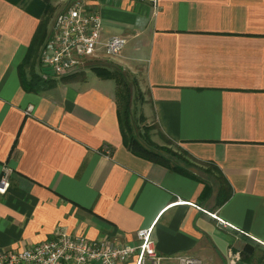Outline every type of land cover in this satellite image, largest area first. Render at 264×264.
Returning a JSON list of instances; mask_svg holds the SVG:
<instances>
[{"label":"crops","instance_id":"1","mask_svg":"<svg viewBox=\"0 0 264 264\" xmlns=\"http://www.w3.org/2000/svg\"><path fill=\"white\" fill-rule=\"evenodd\" d=\"M72 1L0 0V249L59 226L131 242L152 225L160 264H264V0H84L103 38L126 37L117 64L88 59L24 90L18 65L35 32L42 72L40 49ZM114 69L132 83L131 105L140 92L143 114L196 166L177 161L182 173L127 148L116 82L102 72Z\"/></svg>","mask_w":264,"mask_h":264},{"label":"built area","instance_id":"2","mask_svg":"<svg viewBox=\"0 0 264 264\" xmlns=\"http://www.w3.org/2000/svg\"><path fill=\"white\" fill-rule=\"evenodd\" d=\"M156 8L158 0H150ZM99 13L87 9L84 0H74L58 11L52 29L39 53L43 78L62 76L81 69L88 59L116 57L127 39L121 35L102 37ZM109 154V150L105 149ZM9 186L7 171L0 177V193ZM153 226L136 230L134 240L89 239L57 227L48 239L22 249H0V264H160ZM182 264H199L200 260L180 256Z\"/></svg>","mask_w":264,"mask_h":264},{"label":"trees","instance_id":"3","mask_svg":"<svg viewBox=\"0 0 264 264\" xmlns=\"http://www.w3.org/2000/svg\"><path fill=\"white\" fill-rule=\"evenodd\" d=\"M11 2H18L24 0H9ZM37 1V0H35ZM49 9L46 8V10ZM45 10V13H46ZM40 28L35 32L32 42L28 48L27 54L25 55L23 61L18 65V74L21 81V86L26 91L31 92H40L45 89L50 84V78H43L41 72L35 70L32 58L34 46L37 40L41 39L39 35ZM32 59V60H31ZM101 72V71H100ZM104 74L111 76L115 79L116 82V102H117V113L119 120V127L122 135L123 143L127 146L129 150L133 153L142 156L150 161L159 162L167 167L174 169L176 171L186 173L185 169L177 164V159L187 162L185 157L178 155L175 152L170 151L164 147H156L149 140L147 131L138 130L136 126L133 125L131 118V84L126 78L125 75L120 72L118 69L110 71H102ZM135 82V81H134ZM142 94L138 92L137 97L142 98ZM183 153L186 154L189 158H192L188 151L185 149ZM206 187V186H205ZM209 187H206L203 194L206 195ZM252 252V247L247 243L241 254L248 256Z\"/></svg>","mask_w":264,"mask_h":264},{"label":"rangeland","instance_id":"4","mask_svg":"<svg viewBox=\"0 0 264 264\" xmlns=\"http://www.w3.org/2000/svg\"><path fill=\"white\" fill-rule=\"evenodd\" d=\"M100 61H95V64H103V67H109L111 64H117L115 60H112L111 58ZM128 77L130 78L132 77V75L130 74L128 75ZM136 96L137 93L134 92L133 104L131 105V118H133V125L136 126L138 130L147 131L150 142L156 147H164L166 149H169L170 151L175 152L182 157H185V160H187V163H189V165L192 164V158H189L186 154L183 153L184 149L182 148V146L176 142L164 138L159 132V129L156 127L153 119L150 116H145V114H143L146 110L148 111L149 108H147V106L145 107V105L142 107V98ZM176 160L181 161V159L177 158ZM193 165L196 166L194 162Z\"/></svg>","mask_w":264,"mask_h":264}]
</instances>
